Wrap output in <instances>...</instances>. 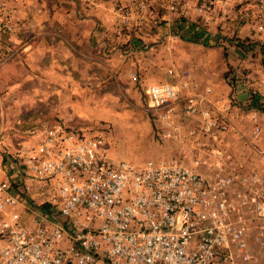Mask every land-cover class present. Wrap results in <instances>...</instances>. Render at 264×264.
<instances>
[{
	"label": "built area",
	"instance_id": "obj_1",
	"mask_svg": "<svg viewBox=\"0 0 264 264\" xmlns=\"http://www.w3.org/2000/svg\"><path fill=\"white\" fill-rule=\"evenodd\" d=\"M5 3L0 0V42L15 31ZM111 5L119 33L164 23L175 25L179 38L226 51L264 50V0ZM245 58L252 63L251 55ZM166 75L144 93L158 141L183 137L178 114L201 118L193 136L230 132V97L213 102L212 90L189 71L171 67ZM254 95L264 99L258 89L250 90ZM15 135V144H5L0 131V264H252L254 221L256 243L264 247V171H248L243 161L226 166L222 148L213 150L214 169L201 174L181 159L115 162L106 136L61 120H39Z\"/></svg>",
	"mask_w": 264,
	"mask_h": 264
},
{
	"label": "crops",
	"instance_id": "obj_2",
	"mask_svg": "<svg viewBox=\"0 0 264 264\" xmlns=\"http://www.w3.org/2000/svg\"><path fill=\"white\" fill-rule=\"evenodd\" d=\"M5 4L15 25L14 33L0 42V131L5 130V144L17 142L18 123L28 128L44 118L70 122L81 115L84 107L89 110L91 102L97 100V87L108 85L116 75L127 77L130 69L129 77L137 73L136 82L144 94L149 86L166 82L167 69L174 67L191 72L201 88H210L209 98L213 102L231 96L244 108L235 110L233 103L230 132L213 135H191L193 130L184 126L188 120L178 114L175 119L182 123L183 137L166 143L185 144L186 150L200 144L211 147L202 156L208 165L202 174L214 169L215 144H224L217 148L225 150L226 166L243 161L248 171H264V114L249 106L251 89L264 92V85L258 82L259 62H247L237 51L233 53L236 55L230 54L227 64L220 56L222 48L193 45L198 41L186 35L183 38L190 41L188 67L181 70L171 65L154 81H146L141 77L145 67L143 43L149 40L159 43L165 38L168 47L173 42L178 48L180 44L173 35L175 25L166 24L167 29L135 27L119 33L114 25L111 0H6ZM199 63L208 71L204 78L197 73ZM238 64L250 67L249 79L239 76V72H233L235 82L221 78L220 69L223 73L227 65L236 69ZM253 116L257 117V124L252 122ZM256 127L261 128L259 136H255ZM226 138H232V142L224 141ZM3 179L0 157V181ZM258 233L259 226L254 221L248 236L249 249L256 259L252 264H264V247L256 243Z\"/></svg>",
	"mask_w": 264,
	"mask_h": 264
},
{
	"label": "rangeland",
	"instance_id": "obj_3",
	"mask_svg": "<svg viewBox=\"0 0 264 264\" xmlns=\"http://www.w3.org/2000/svg\"><path fill=\"white\" fill-rule=\"evenodd\" d=\"M167 27L168 26L164 23L160 26L162 29H167ZM173 35L177 39L176 42L180 44L178 48H175L177 46L173 42L170 44L173 46L168 47L165 38L159 43L158 40H149L143 43L145 67L142 69L141 77L145 78L146 81H154L155 77L164 74L166 69L171 65L181 70L188 67L190 60V54L188 52V48L190 47L188 43L190 41H188L187 37L179 38L176 32H174ZM227 44L233 46L234 42L231 40L227 42ZM193 45L203 46L202 43H193ZM192 51L196 52V49ZM237 51L238 50L235 49L230 51L222 49L220 56L225 59L228 64L230 54ZM238 53H240L239 55L242 57L251 55L252 63L258 62L261 56V53L256 51L246 54L242 51ZM245 59L246 58L243 60ZM198 66L199 70L197 73L199 77L204 78L208 74V71L203 67L202 63H199ZM237 66L238 67L235 69L227 65L223 73V70L220 69L221 78L224 77L226 80L228 74L239 72V76L247 80L246 78H248L249 73H251L250 67L247 68L243 64H238ZM129 72H127V77H119L116 75L117 77L113 78L114 80H112V82L110 81L108 85H99L97 87V100H93L89 105L88 109L90 112L88 114L86 113L89 110H86L84 107L82 111L84 114L81 112V115L78 117L75 116L70 122L61 120L68 125L88 128L94 133L106 136L109 157L115 162L122 161L141 165L148 160L181 159L187 166L202 174V171L208 168L202 156L204 152H209L212 148L208 145L200 144L198 147L196 146V148H189L186 150L185 144H170L158 141L155 136L156 128L152 121V116L148 111L145 95L137 82L129 77ZM229 97L232 99L231 96ZM233 101L236 105L235 110L243 111L242 107L244 108V105L241 102L239 103L236 99ZM47 119L49 120L51 118ZM47 119L44 118L40 120ZM21 121H23V119H21ZM21 121L19 120V122ZM200 121L201 118L195 116L184 122V126L191 130H197L200 126ZM18 124L20 128L16 127ZM18 124L14 126L17 128L15 134H19L27 128L26 125L22 126L21 123ZM245 124L250 125L247 122H242V125ZM224 141L232 142V138H226ZM197 143L199 142H195V144ZM218 145L223 146L224 144H215L216 148L214 147V149H217Z\"/></svg>",
	"mask_w": 264,
	"mask_h": 264
},
{
	"label": "trees",
	"instance_id": "obj_4",
	"mask_svg": "<svg viewBox=\"0 0 264 264\" xmlns=\"http://www.w3.org/2000/svg\"><path fill=\"white\" fill-rule=\"evenodd\" d=\"M261 56H262L261 57L262 63L264 65V50L261 52ZM249 100H250V103H249L250 108L255 109L264 114V99L263 98H261L260 96L254 95L250 97Z\"/></svg>",
	"mask_w": 264,
	"mask_h": 264
}]
</instances>
